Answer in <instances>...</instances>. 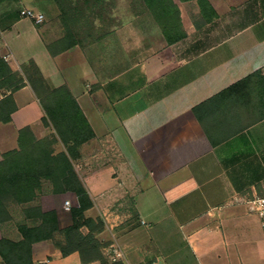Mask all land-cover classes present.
I'll list each match as a JSON object with an SVG mask.
<instances>
[{
  "label": "crops",
  "instance_id": "1",
  "mask_svg": "<svg viewBox=\"0 0 264 264\" xmlns=\"http://www.w3.org/2000/svg\"><path fill=\"white\" fill-rule=\"evenodd\" d=\"M208 1L218 16L206 23L196 1L174 0L186 36L168 45L140 0H83L66 16L36 0H0V57L17 73L32 60L51 86H66L95 133L75 169L94 204L86 215L105 223L106 264H264L259 217L246 205L264 196V0ZM133 3L142 12L114 8ZM66 26L77 46L52 56L47 46ZM13 98L0 161L18 149L21 129L38 140L53 132L28 84ZM50 189L45 182L41 208L69 227L64 204L76 207L77 196ZM2 238L20 240L14 221L0 225ZM33 261L82 264L50 242L33 246Z\"/></svg>",
  "mask_w": 264,
  "mask_h": 264
},
{
  "label": "trees",
  "instance_id": "2",
  "mask_svg": "<svg viewBox=\"0 0 264 264\" xmlns=\"http://www.w3.org/2000/svg\"><path fill=\"white\" fill-rule=\"evenodd\" d=\"M54 1L63 16L77 12L75 0ZM180 1H196L206 23L218 16L208 0ZM88 2L90 0H85L86 4ZM140 2L153 17L168 45L185 38L180 10L174 0ZM65 30L63 38L47 46L52 56L77 46L73 32L68 26ZM21 71L13 72L0 57V90L10 92L0 100V123L12 121L17 110L13 94L28 84L43 109L44 126L53 132L38 140L29 127L21 129L18 149L4 154L0 161V225L14 220L13 207L22 210V221L16 224L20 240L0 239L2 262L36 264L33 246L50 242L64 257L78 253L82 264H106L103 255L106 245L98 238L105 229V223L102 218L86 215L94 204L75 169V162L81 157V147L93 140L95 133L66 86H51L32 60L22 65ZM59 146L61 150L57 149ZM45 182L54 195L71 192L77 196L78 205L70 209L72 224L69 227H60L55 211H43L41 208L39 194Z\"/></svg>",
  "mask_w": 264,
  "mask_h": 264
},
{
  "label": "built area",
  "instance_id": "3",
  "mask_svg": "<svg viewBox=\"0 0 264 264\" xmlns=\"http://www.w3.org/2000/svg\"><path fill=\"white\" fill-rule=\"evenodd\" d=\"M21 17L31 20L36 25H41L45 21V17L41 13H37L31 9H24L20 12ZM246 205L251 213L256 214L259 217V221L261 224V228L263 231V239H264V196H256L248 201H246ZM66 211H70L71 205L69 201H66L65 204ZM120 253L117 248L113 249V257L112 262H116Z\"/></svg>",
  "mask_w": 264,
  "mask_h": 264
},
{
  "label": "rangeland",
  "instance_id": "4",
  "mask_svg": "<svg viewBox=\"0 0 264 264\" xmlns=\"http://www.w3.org/2000/svg\"><path fill=\"white\" fill-rule=\"evenodd\" d=\"M39 1L40 6L43 10L49 11L51 10V7H54V10L57 9V4L55 3L54 0H36ZM77 3H79V1H83V0H75ZM144 7V6H143ZM102 8L104 10H106L107 8H110V10L113 8L111 5H105L104 3L102 4ZM114 8H117L119 10V12H128V10L133 11V12H142L141 6H139V4L137 3H133L131 4V6H126V5H114ZM145 9V7H144ZM50 14V13H49ZM104 150L106 151V148L104 147ZM67 215L69 214V212H66ZM12 214L14 217V223H18L20 221H22V210L18 207H13L12 208Z\"/></svg>",
  "mask_w": 264,
  "mask_h": 264
}]
</instances>
